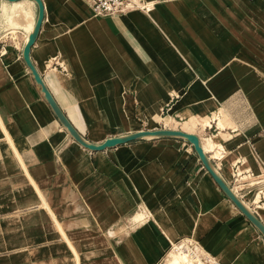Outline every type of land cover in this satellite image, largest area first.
<instances>
[{"label": "crops", "instance_id": "1", "mask_svg": "<svg viewBox=\"0 0 264 264\" xmlns=\"http://www.w3.org/2000/svg\"><path fill=\"white\" fill-rule=\"evenodd\" d=\"M140 1L97 16L42 0L33 65L89 143L217 138L214 169L264 224V0ZM38 17L34 0H0V264H158L186 239L222 264H264L263 234L186 139L91 151L71 136L24 59Z\"/></svg>", "mask_w": 264, "mask_h": 264}, {"label": "water", "instance_id": "2", "mask_svg": "<svg viewBox=\"0 0 264 264\" xmlns=\"http://www.w3.org/2000/svg\"><path fill=\"white\" fill-rule=\"evenodd\" d=\"M11 2H17L20 0H9ZM39 6V17L35 26V29L33 33L29 37V41L24 49V59L29 68L32 71V74L34 75V78L36 82L41 86L42 92L44 93L47 101L51 105L53 111L55 112L58 119L61 121V123L68 129L71 136L82 146L85 148L91 150V151H104L106 149L114 148L119 145L127 144L130 142H133L135 140L145 138L147 136H154V137H180L186 139L188 142H190L193 146L197 154L199 155L202 163L206 167V169L209 171L211 176L214 178L218 186L222 189V191L230 198V200L236 205V207L249 219V221L259 229V231L264 236V224L259 220V218L254 215L249 208L237 197V195L234 193V191L230 188V186L220 177V175L216 172L214 169V166L212 165L210 159L208 158L206 152L204 151L200 138L191 133H186L184 131L180 130H156V131H141L138 133L130 134L124 137H117V138H111L105 141L103 144L95 145L92 143H89L86 141L74 128V126L71 124V122L67 119L66 115L62 112L58 104L56 103L54 97L51 95L50 91L46 87L42 77L38 73L37 69L33 65L30 57L31 48L34 45L37 36L40 32L45 13H44V4L42 0H34Z\"/></svg>", "mask_w": 264, "mask_h": 264}, {"label": "built area", "instance_id": "3", "mask_svg": "<svg viewBox=\"0 0 264 264\" xmlns=\"http://www.w3.org/2000/svg\"><path fill=\"white\" fill-rule=\"evenodd\" d=\"M93 13L97 16H111L131 11L137 8H146L147 5L135 0H85ZM148 9V8H147ZM240 174V173H238ZM185 240V239H184ZM181 242V241H180ZM189 250L185 261L179 264H222L210 254L206 253L200 243H195L192 239H186ZM179 243V242H178ZM174 246L172 245L171 249ZM158 264H169L168 254Z\"/></svg>", "mask_w": 264, "mask_h": 264}, {"label": "bare ground", "instance_id": "4", "mask_svg": "<svg viewBox=\"0 0 264 264\" xmlns=\"http://www.w3.org/2000/svg\"><path fill=\"white\" fill-rule=\"evenodd\" d=\"M135 2H138L140 3L141 1L140 0H135ZM150 10V9H149ZM22 13H24V11H21ZM21 13V14H22ZM19 14V16L21 15ZM26 14V12L24 13ZM18 15V14H16ZM23 15V14H22ZM21 15V16H22ZM6 16V15H5ZM25 16V15H24ZM10 17V16H9ZM154 114V113H153ZM162 117L161 115H158L156 118H155V123H157L158 120H161ZM206 124L210 127L211 126V123L209 121L206 122ZM181 131V130H180ZM155 137L154 136H147L145 137V139L147 140H151V139H154ZM201 142V141H200ZM220 145V142L217 138H213L209 141L208 145L204 146L203 149L205 152L209 151V150H213L216 146ZM140 219L143 220L145 219V217H142L140 216ZM174 248L170 250V252L168 253V263L169 264H179L183 261H185L186 259V256H187V252L189 250V247L188 245L186 246L184 244V242H181V243H178V244H174L173 245Z\"/></svg>", "mask_w": 264, "mask_h": 264}, {"label": "rangeland", "instance_id": "5", "mask_svg": "<svg viewBox=\"0 0 264 264\" xmlns=\"http://www.w3.org/2000/svg\"><path fill=\"white\" fill-rule=\"evenodd\" d=\"M142 3V2H141ZM137 9H141V8H137ZM145 10H147V9H145ZM124 13H126V12H124ZM120 14H122V13H120ZM120 14H117V15H111V16H118V15H120ZM161 117H164L163 115H161ZM172 120H173V118H171V117H166L165 118V120H163V119H161V120H158L157 121V123H156V125L157 126H159V125H161V126H163V127H172L173 126V122H172ZM206 121H208V120H206ZM134 217H135V215L131 218V220H130V224H138V223H142V220H140V219H135L134 220ZM145 217V216H144ZM184 240V239H183ZM192 241L193 242H195V243H198V241L197 240H194V239H192ZM180 242V241H179ZM182 242H184V244L187 246V242L186 241H182ZM178 244V243H177Z\"/></svg>", "mask_w": 264, "mask_h": 264}]
</instances>
